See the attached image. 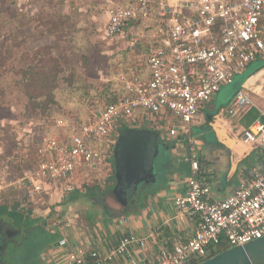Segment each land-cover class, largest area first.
<instances>
[{
    "label": "built area",
    "instance_id": "1",
    "mask_svg": "<svg viewBox=\"0 0 264 264\" xmlns=\"http://www.w3.org/2000/svg\"><path fill=\"white\" fill-rule=\"evenodd\" d=\"M157 9L160 20L152 31L150 21ZM137 20L143 23L140 32L126 29ZM105 33L131 38L134 44L144 38L160 40L161 46L153 47L148 57L150 76L144 78L132 69L120 77L125 96L84 120L56 119L66 136L43 137L37 150L40 158L19 178L0 174V199L15 187L26 190L32 201L45 203L52 186L69 180L82 164L102 162L121 118L134 120L137 110L159 118L165 111L173 120L166 139L188 145L192 168L188 189L175 198V206L181 213L199 215L201 221L192 237L172 248L162 246L149 264H198L221 247L264 237V163L227 198L216 199L210 183L198 177L200 141L193 131L203 106L253 62L264 59V0H133L113 8ZM252 105L249 92L242 88L233 96L229 112ZM242 134L246 143L264 148V113ZM146 243L145 238L129 235L108 255L73 245L67 238L59 246L68 248V264H113L119 255L130 256L134 244Z\"/></svg>",
    "mask_w": 264,
    "mask_h": 264
},
{
    "label": "crops",
    "instance_id": "2",
    "mask_svg": "<svg viewBox=\"0 0 264 264\" xmlns=\"http://www.w3.org/2000/svg\"><path fill=\"white\" fill-rule=\"evenodd\" d=\"M5 1L7 0H0V4ZM14 1L19 9L27 11L32 17L42 14V23H37L34 19L30 18L31 24L26 27L32 32L42 28V36H44L42 43L44 44L51 42L48 41L50 37L46 36L50 32H56L57 34L66 29L69 31L76 30L78 33L88 32V37H91L93 32H101L103 38H110L116 45H120V48L112 54V58L110 59L112 62L107 64L108 67L102 68L95 78V81H109L108 84H104L108 102H106L102 109L89 107L88 114L103 110L108 104L127 94L126 86L120 79L122 74H128L130 70L135 69L144 78L150 76L148 57L153 47L161 46L160 40L144 38L139 44H134L131 38L123 39L108 36L105 33V28L111 18L113 8L118 5H130L133 0ZM159 20L157 9L154 11L153 18L150 21L152 31L158 28L157 24H159ZM142 28L143 23L138 20L131 22L126 27L127 30H134L136 33L140 32ZM260 60L256 61L257 65ZM262 68L264 66L257 71ZM263 73L264 70L257 73L256 76H261ZM255 80L256 77L252 78L249 83L255 85ZM113 82H117L118 86L123 87L120 93L117 91V88H114L117 86L113 85ZM243 88L248 91L246 85ZM257 89L264 92L263 86L258 85ZM235 93L229 95L228 99H221L220 101L217 94L211 102L203 106L199 113L200 117L195 121L193 127L194 135L200 141V170L198 177L210 183L213 196L216 199L227 198L234 188L248 179L252 170L255 169L252 159H254L256 154L255 160H258V166L260 167L264 163V154L259 150L260 148L246 143L243 140L242 134L245 128L249 127L263 115L264 109L257 106L252 99L253 105L247 109H242L240 117L233 116L234 114L229 112V106ZM116 97L117 99H114ZM82 103L84 106L87 104V102L83 101ZM227 104L228 106H226ZM253 108H257L258 112L252 111ZM141 113L143 114V111ZM246 116L250 117L244 123L242 121ZM208 120H210V125L215 131V136L209 139L203 137V133H197L199 131L198 128L203 127ZM138 123L139 117L136 116L134 120L131 119L128 122V125L122 126L120 131L117 129L115 140L118 139L123 129L129 127L157 132L156 128L139 127L137 126ZM37 128L36 126L35 129L28 130L25 133L22 138L23 140L20 139L17 143V151L13 152L11 156L4 157L5 151L0 147V156L2 158L0 174L15 176V166L26 165L33 158L35 161L40 158L36 150L37 143L41 141L40 128ZM115 143V141L110 143V147L105 151V157L109 160L113 159V164L115 162L113 148ZM179 145L177 146L174 143L173 146H170L162 140L161 142L159 141L158 153L163 156L162 160H159V171L163 169V173L155 175V179L144 182L145 184L137 189L135 193H138L140 197L143 194L144 199L140 206H134V195H132L128 203L122 209H119L106 198V195L108 197V194L112 193L114 189L111 188L106 191L102 190L101 196L104 199L95 198L102 208L105 209V211H102V214L97 210L92 211L93 214L94 212L97 213V221L93 222L88 219L87 215L80 216L79 214L78 218L74 215L73 217L75 218L73 219L67 218L66 220H62L61 225H56L60 221L54 224V226L52 225L53 230H48V233L54 237V240L48 242L41 253H39V258L43 264H50V262H54V264H68V248H61L59 246V241L63 238H67L73 245H84L103 255H108L126 236L135 235L145 238L147 241L145 246L134 244L131 247L130 256L119 255L114 258L112 263L149 264L156 258L162 246L172 248L175 243L187 241L192 237L201 221L199 215L181 213L175 206V198L186 193L188 189L187 179L192 174L188 145L184 144V147ZM83 170L82 173L86 171ZM79 179L73 175L69 180L57 182L55 186H52L50 194L45 196V203H42V205H47L51 199H56L57 201L62 190H65L67 194L75 191L79 195L77 196L78 198L86 197L83 196L86 192L77 189L78 187L75 186L72 188V191L71 188H68L70 185H73V182H78ZM112 185H116V179ZM25 192L27 194L26 190ZM74 198L76 197H69L68 199L73 200ZM42 224V228L46 230L45 225L48 224L47 220L44 219ZM57 234L61 236L58 237Z\"/></svg>",
    "mask_w": 264,
    "mask_h": 264
},
{
    "label": "rangeland",
    "instance_id": "3",
    "mask_svg": "<svg viewBox=\"0 0 264 264\" xmlns=\"http://www.w3.org/2000/svg\"><path fill=\"white\" fill-rule=\"evenodd\" d=\"M21 11L14 0H7L0 4V147L5 151L4 157L11 156L13 152H16L19 140L28 130L31 131L36 126L37 129L40 128L41 136V141L37 145H41L43 137L66 136V133L56 125V119L69 116L84 120L88 115L89 107L102 109L108 102L104 84H108L109 81H95V78L102 68L108 67L107 64L112 62V60L110 61L112 54L120 48V45H116L110 38H103L101 32H93L91 37H88V32L78 33L76 30L66 29L57 34L50 32L46 36L50 37L48 41L51 42L44 44L42 43L44 38L42 28L32 32L26 27L31 24L30 18L37 23H42V14L32 17L27 11ZM32 24L34 23L32 22ZM256 66V62H253L249 67ZM262 70L264 68L249 76L244 85L248 88L254 103L264 109V92L257 89L258 85L263 86L264 89V73L261 76H256ZM42 73L47 76L59 74V96L62 97V93L63 97H58V99L60 98L63 103L42 105ZM254 77H256L255 85L249 83ZM32 80L39 82L34 83ZM237 85L235 82L224 86L218 94L219 101L233 95ZM45 90L48 88L46 87ZM36 97L40 99H33ZM81 101L87 102V104L84 106L80 104ZM241 112L240 110L233 116L240 117ZM135 115L139 117L137 126L157 128L161 140L167 145L173 146L175 143L177 146L179 144L181 147L185 146L186 143H181L177 139H166L169 125L173 123L171 115L167 112L164 111L159 118L142 114L141 110L135 111ZM199 117L200 115L197 119ZM249 117L246 116L242 122L245 123ZM128 122V118H121L117 123L116 130L120 131L122 126L128 125ZM37 145L36 150L40 146ZM259 150L264 154V148ZM256 157L257 154L252 159L253 165H255L252 172L259 168L258 160H255ZM162 158L163 156L158 153L153 168L155 175L163 173V169L159 171V160ZM1 161L0 156V168ZM36 161L33 158L26 165L15 166V176L11 177L19 178ZM113 165V159L109 160L104 157L102 162L97 165L82 164L76 170L74 176L80 179L78 182H73V185L68 188H71L72 191V188L76 186L77 189L83 190L86 192L83 195L86 196L84 198H78L79 195L75 191L67 194L65 190H62L57 201L51 199L47 205H42L39 201H32L24 189L9 188L5 196L0 199V228L3 230L15 228L16 236H12L11 239H18L17 242L20 244L16 245L12 242L13 245L11 244L12 247L9 248L6 258L8 264H43L39 253L50 242V239H54L49 235L48 230H53L54 224L58 221L60 223L56 225H61L62 220L73 219L74 215L78 218L79 214L80 216L87 215L88 219L93 222L97 221L98 215L96 212L93 214L92 211L97 210L102 214L105 209L95 198L101 200L103 198L102 190L106 191L116 186L112 185L116 179ZM120 194L125 201H128L122 191ZM69 197L76 198L71 200L68 199ZM106 198H110L109 200L114 205L117 204L114 202L111 192L108 197L106 195ZM133 198L134 206H140L144 200L143 194L140 197L138 193H135ZM2 206L7 210L2 211ZM10 212L22 214L27 224L22 223L17 216H10ZM44 219L48 223L45 225L46 230L42 228ZM22 246L24 247L22 248ZM52 263L54 264V262ZM52 263L50 262V264Z\"/></svg>",
    "mask_w": 264,
    "mask_h": 264
},
{
    "label": "water",
    "instance_id": "4",
    "mask_svg": "<svg viewBox=\"0 0 264 264\" xmlns=\"http://www.w3.org/2000/svg\"><path fill=\"white\" fill-rule=\"evenodd\" d=\"M159 141V134L148 129L129 127L120 132L115 147L116 186L111 193L119 209L128 203L120 191L129 200L141 184L155 179L153 168ZM14 229L12 235L16 236ZM1 244L0 241V248ZM1 261L0 255V264ZM198 264H264V237L225 249Z\"/></svg>",
    "mask_w": 264,
    "mask_h": 264
},
{
    "label": "trees",
    "instance_id": "5",
    "mask_svg": "<svg viewBox=\"0 0 264 264\" xmlns=\"http://www.w3.org/2000/svg\"><path fill=\"white\" fill-rule=\"evenodd\" d=\"M264 66V59H261L260 61H259V64L257 65L258 66V68H257V66L256 67H254V68H248V70L245 72V73H243V74H240V75H238V77L236 78V80H235V82H236V84H238L237 85V89L234 91V92H237L239 89H241V87H242V85L244 84V82L246 81V79L250 76V75H252L255 71H257L259 68H261V67H263ZM254 69V70H253ZM44 73H42V105H46V106H48V104H52V103H58V102H62L61 101V99L60 98H62L63 97V94L61 93V95H62V97L61 96H59V93H60V89H59V86H58V76H59V74H55V75H53V76H47V75H43ZM32 82H34V83H38L39 81H35V80H32ZM234 82V83H235ZM113 85H116L117 87H114V88H117V91H119V93H120V91H122L123 90V87L122 86H118L117 85V82H113ZM48 88V90H45V88ZM113 87V86H112ZM58 97H60L59 99H58ZM33 99H35V100H37V99H40L39 97H36V98H33ZM114 99H117V97L116 98H114ZM51 101H53V102H51ZM116 101V100H115ZM51 102V103H50ZM114 102V101H113ZM63 103V102H62ZM112 103V102H111ZM80 104H82L83 105V103H82V101H81V103ZM46 108H48V107H46ZM252 111H254V112H258L257 111V108H253L252 109ZM88 115H90V114H88ZM87 115V116H88ZM197 130V129H196ZM199 130V131H198ZM198 132L197 133H199V132H201V133H203L202 134V136L203 137H206L207 139H209V138H211V137H214L215 136V131L213 130V128L211 127V125H210V120H208V122L207 123H205V125L203 126V127H201V128H198ZM11 189V188H10ZM5 193L6 192H4V194L2 195V197L1 198H3V196H5ZM1 210L3 211V210H7V208L6 207H3L2 206V208H1ZM3 213V212H2ZM10 214V216L11 215H14V216H17V218L18 219H20V221L22 222V223H26V221H25V219H24V217H23V215L22 214H19V213H17V212H10L9 213ZM27 224V223H26ZM25 224V225H26ZM42 227H43V224H42ZM52 240H54V239H50V241H52ZM9 243H12V240L11 241H9ZM13 245V244H12ZM24 246H22V248H23ZM226 248L225 247H221V248H219V249H217V250H215V251H213L211 254H210V256L209 257H211V256H213V255H215V254H217V253H219V252H221V251H223V250H225Z\"/></svg>",
    "mask_w": 264,
    "mask_h": 264
},
{
    "label": "flooded vegetation",
    "instance_id": "6",
    "mask_svg": "<svg viewBox=\"0 0 264 264\" xmlns=\"http://www.w3.org/2000/svg\"><path fill=\"white\" fill-rule=\"evenodd\" d=\"M159 137H160V134H159ZM115 142H117V140H115ZM115 147H116V143L114 144V158H115ZM114 168H115V173H116V166H115V162H114ZM7 229V230H6ZM5 230L3 229H0V241H1V250H0V255H1V258H2V261H1V264H8L6 258H7V254H8V250L11 246L12 243H9V241L12 240L13 244H16V245H19L20 243L17 242L19 241L18 239H11V237L13 236L12 233H13V230L12 228H6ZM19 243V244H18ZM2 247L5 248L2 249Z\"/></svg>",
    "mask_w": 264,
    "mask_h": 264
}]
</instances>
